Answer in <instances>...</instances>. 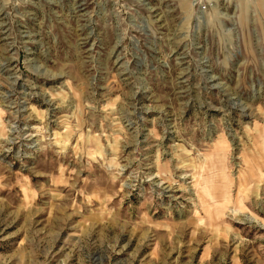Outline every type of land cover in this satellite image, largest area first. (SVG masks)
Instances as JSON below:
<instances>
[{
	"label": "rangeland",
	"instance_id": "374dc122",
	"mask_svg": "<svg viewBox=\"0 0 264 264\" xmlns=\"http://www.w3.org/2000/svg\"><path fill=\"white\" fill-rule=\"evenodd\" d=\"M0 264H264V0H0Z\"/></svg>",
	"mask_w": 264,
	"mask_h": 264
}]
</instances>
